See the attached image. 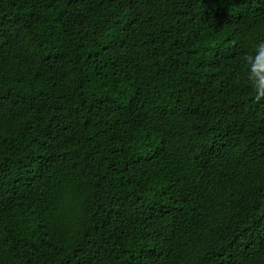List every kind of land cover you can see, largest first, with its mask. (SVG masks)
<instances>
[{
    "label": "trees",
    "instance_id": "1",
    "mask_svg": "<svg viewBox=\"0 0 264 264\" xmlns=\"http://www.w3.org/2000/svg\"><path fill=\"white\" fill-rule=\"evenodd\" d=\"M264 0H0V264H264Z\"/></svg>",
    "mask_w": 264,
    "mask_h": 264
},
{
    "label": "clouds",
    "instance_id": "2",
    "mask_svg": "<svg viewBox=\"0 0 264 264\" xmlns=\"http://www.w3.org/2000/svg\"><path fill=\"white\" fill-rule=\"evenodd\" d=\"M244 64L246 81L258 99L264 97V39L254 43L252 53L245 54Z\"/></svg>",
    "mask_w": 264,
    "mask_h": 264
}]
</instances>
